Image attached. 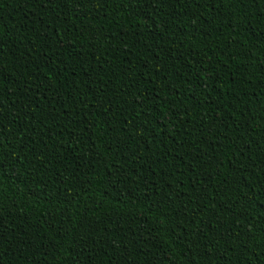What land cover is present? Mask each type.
Returning a JSON list of instances; mask_svg holds the SVG:
<instances>
[{
	"label": "trees",
	"instance_id": "trees-1",
	"mask_svg": "<svg viewBox=\"0 0 264 264\" xmlns=\"http://www.w3.org/2000/svg\"><path fill=\"white\" fill-rule=\"evenodd\" d=\"M0 264H264V0H0Z\"/></svg>",
	"mask_w": 264,
	"mask_h": 264
}]
</instances>
